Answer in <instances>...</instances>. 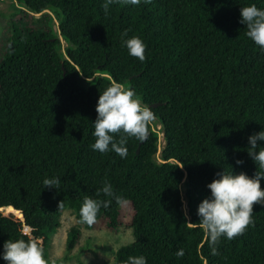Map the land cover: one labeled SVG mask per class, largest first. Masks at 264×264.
<instances>
[{
	"label": "trees",
	"instance_id": "16d2710c",
	"mask_svg": "<svg viewBox=\"0 0 264 264\" xmlns=\"http://www.w3.org/2000/svg\"><path fill=\"white\" fill-rule=\"evenodd\" d=\"M13 1L31 19L59 11L67 47L53 31L12 21L0 57V253L7 240L35 238L47 264H61L48 254L61 215L73 210L80 221L85 196L110 201L82 225L116 232L120 197L133 210L134 242L114 264L141 255L147 264H264V205H253V223L231 240L212 242L187 224L199 223L218 172L264 171L247 154L248 137L264 130V51L240 23V7L264 9V0H119L107 13L106 0ZM132 36L146 45L143 62L122 46ZM111 80L157 105L146 140L125 137V158L91 148L97 101ZM46 178L60 183L45 188ZM105 183L115 197L101 191ZM80 238L68 231V252Z\"/></svg>",
	"mask_w": 264,
	"mask_h": 264
},
{
	"label": "clouds",
	"instance_id": "9594fccd",
	"mask_svg": "<svg viewBox=\"0 0 264 264\" xmlns=\"http://www.w3.org/2000/svg\"><path fill=\"white\" fill-rule=\"evenodd\" d=\"M116 2L119 0H106L103 5L105 13L109 5ZM126 2L136 5L140 0ZM145 2L150 3L151 0ZM240 16V23L247 28V37L264 51V9L250 4L240 7ZM124 37H127V32ZM122 46L130 56L141 62L145 60L146 45L138 36L123 39ZM96 112L97 118L92 123V135L95 138L92 150L100 153L114 151L121 158H125L128 153L125 137L143 140L147 135L148 125L156 118L150 105L142 104L133 89L116 80H111L110 85L99 95ZM119 133L125 135L116 142L115 135ZM261 144H264V130L248 137L247 154L255 165L258 164L259 169L264 170V146ZM236 164L242 165L243 161L237 160ZM216 176L218 178L207 185L210 196L198 205L199 223H187L189 227L196 225L203 229L212 242L220 237L231 240L242 235L253 223V205H264V189L261 188L264 171H257L253 177H249L244 172L236 174L234 171L228 173L223 170ZM59 183L58 179L46 178L43 181L45 188H56L54 186ZM101 191L106 196L115 197L110 183H105ZM115 198L118 203H126L120 197ZM109 203L110 201L101 202L85 196L79 209L80 222L93 225L101 206L107 207ZM183 254V250L176 253L177 256ZM0 259L6 264H47L38 239L35 238L7 240ZM126 264H147V261L142 255L130 256Z\"/></svg>",
	"mask_w": 264,
	"mask_h": 264
},
{
	"label": "rangeland",
	"instance_id": "374dc122",
	"mask_svg": "<svg viewBox=\"0 0 264 264\" xmlns=\"http://www.w3.org/2000/svg\"><path fill=\"white\" fill-rule=\"evenodd\" d=\"M28 10L13 0H0V57L4 53L6 43L12 33V21H18V27L34 30L45 29L53 31L60 37L58 25L61 17L59 11L46 10L42 14L30 13L31 18L23 15ZM50 17H45V15ZM61 49L64 52L67 44L60 37ZM143 104V98H139ZM159 128V127H158ZM163 142L161 143V145ZM161 147L157 158L161 161ZM184 196V192H183ZM122 226L116 232L108 230L89 231L77 219L73 210L65 211L60 217V227L51 236V246L48 254L52 261L63 260L61 264H114L118 249L134 242L132 228L133 210L130 204L125 203L120 208ZM70 229H78L81 238L75 248L67 251V233Z\"/></svg>",
	"mask_w": 264,
	"mask_h": 264
},
{
	"label": "water",
	"instance_id": "95a60500",
	"mask_svg": "<svg viewBox=\"0 0 264 264\" xmlns=\"http://www.w3.org/2000/svg\"><path fill=\"white\" fill-rule=\"evenodd\" d=\"M91 80H92V79H91ZM91 80H90V81H91ZM150 107H151V108H156V107H157V105H150ZM146 138H147V137H145L143 141H145V140H146ZM138 152H139V149H138L137 153H138ZM185 175H187V174H185Z\"/></svg>",
	"mask_w": 264,
	"mask_h": 264
}]
</instances>
